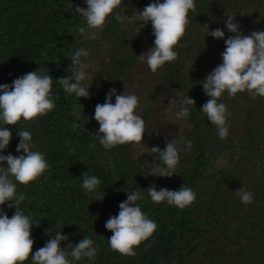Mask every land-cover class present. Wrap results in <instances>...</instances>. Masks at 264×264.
I'll return each mask as SVG.
<instances>
[{
    "label": "trees",
    "instance_id": "trees-1",
    "mask_svg": "<svg viewBox=\"0 0 264 264\" xmlns=\"http://www.w3.org/2000/svg\"><path fill=\"white\" fill-rule=\"evenodd\" d=\"M151 0H124L123 15L142 10ZM185 35L176 46L178 57L156 73L137 56L153 46L150 23L140 31L135 20L122 26L110 18L95 39L85 40L75 29L83 24L75 7L83 0H0V83L28 71H48L53 77L54 108L19 127L31 131L36 150L45 153L48 169L27 186L20 205L37 224L31 229L34 252L57 231L75 244L91 236L98 246L93 261L78 264H264V97L246 91L220 98L228 109L229 134L219 138L215 126L201 113L208 99L200 82L222 62L224 39L207 35L217 27L228 33L225 17L239 21L245 34L264 29V0H195ZM86 47L90 56V98H80V118L71 114L78 98L63 92L56 79L70 75L66 53ZM110 88L135 93L145 120L142 146L132 143L105 150L93 136L96 103H103ZM194 99L187 120L169 108V98ZM115 98L113 97V102ZM12 139L5 154L17 155V127L9 126ZM186 137L190 151L179 153V165L171 177L151 175L155 154L150 147L165 140ZM6 166V163H5ZM89 171L101 180L94 196L81 187ZM155 185L172 190L184 185L196 199L184 209L151 201L144 191L138 201L142 211L157 224L152 237L141 242L134 256L122 255L107 243L111 232L105 221L118 212L126 192ZM241 187L254 194L250 204L240 201ZM104 190V191H103ZM105 193V195H104ZM100 199V200H97ZM9 217L14 208L4 206ZM26 264H32L31 260Z\"/></svg>",
    "mask_w": 264,
    "mask_h": 264
},
{
    "label": "clouds",
    "instance_id": "clouds-1",
    "mask_svg": "<svg viewBox=\"0 0 264 264\" xmlns=\"http://www.w3.org/2000/svg\"><path fill=\"white\" fill-rule=\"evenodd\" d=\"M122 3L124 0H83L86 7L77 5L74 10L82 18L83 24L75 30L85 40H91L99 36L110 18L119 21L122 26L134 19L139 31L150 23L153 46L137 57L146 62L153 73L166 62L174 61L178 57L176 46L185 35L189 23V12L195 10V0H151L142 10L133 9L131 15L121 14L118 9ZM224 23L230 33L227 38L221 28L209 31L207 26V35L224 39L225 48L221 53L222 62L200 82L208 97L200 111L215 126L221 139L227 138L229 134L228 109L220 99L224 93L234 96L246 91L250 96L264 97V29H254L245 34L239 21L231 15L225 17ZM66 55L71 60L70 75L55 81L65 94L78 98L71 109L72 116L78 120L80 109L83 108L79 103L80 98H90V52L86 47H76ZM53 80L48 71L35 70L13 78L11 84L0 83V264H26L29 259L32 264H78L85 259L93 261L98 253L94 239L87 235L77 243L69 242L63 247L62 242L68 237L62 231L49 236L44 245L33 252L31 229L37 224L20 206L26 195L17 191L18 184L27 186L37 180L49 164L45 153L36 150L31 131L18 124L47 115L54 108ZM138 105L139 98L135 93H117L115 88L106 92L103 103H96L92 118L99 127L93 136L105 150L129 143L142 146L145 120ZM192 105H195V101L188 94L170 97L168 103L169 108L176 109L175 117L183 120H187ZM9 126L17 127V155L10 152L5 154L12 139ZM191 146V139L180 137L165 140L163 148L150 147V151L155 154L154 161H159L152 163L151 175L171 177L177 171L179 153L190 151ZM81 177L82 189L98 196L100 178L89 171ZM144 191L154 203L163 202L179 209L188 207L196 199L193 189L184 185L175 190L165 187L157 190L152 185L143 191L140 188L127 191L126 199L118 205V212L110 215L104 225L112 233L107 239L109 247L122 255L134 256L136 247L152 237L157 229L156 222L142 211L138 202L144 199ZM235 194L244 204L254 200L253 192L243 187L236 190ZM5 205L15 209L10 217Z\"/></svg>",
    "mask_w": 264,
    "mask_h": 264
}]
</instances>
